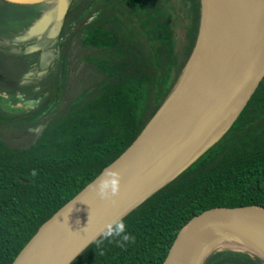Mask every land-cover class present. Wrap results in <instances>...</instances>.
Wrapping results in <instances>:
<instances>
[{"label":"trees","instance_id":"16d2710c","mask_svg":"<svg viewBox=\"0 0 264 264\" xmlns=\"http://www.w3.org/2000/svg\"><path fill=\"white\" fill-rule=\"evenodd\" d=\"M1 1L22 23L15 31L11 23L0 24V37L18 42L19 79L47 70L28 87L21 81L0 87V264H12L176 91L199 40L203 4L65 0L66 16L39 41L24 37L43 15L56 16L60 0ZM35 46L40 50L31 52ZM3 51L11 47L0 49V57ZM44 53L52 59L42 68ZM25 92L31 104L22 108L18 96ZM243 206H264V79L214 147L122 218L134 243L120 247L118 238L101 235L69 264H163L193 217L209 208ZM216 247L195 264H264L247 252Z\"/></svg>","mask_w":264,"mask_h":264},{"label":"water","instance_id":"95a60500","mask_svg":"<svg viewBox=\"0 0 264 264\" xmlns=\"http://www.w3.org/2000/svg\"><path fill=\"white\" fill-rule=\"evenodd\" d=\"M4 1L35 4L41 0ZM249 1L246 32L232 60L226 62L229 67L204 87L180 94L175 91L132 145L103 170L119 172L122 177L117 203L106 204L90 189L99 183L102 172L40 227L12 264H69L102 235L66 263L95 232L126 216L231 130L264 79V0ZM67 11V2L60 0L56 16L52 12L43 15L24 39L40 38L54 20L61 22ZM38 50V46L31 48V52ZM26 80L22 85L29 82ZM170 122L174 125L168 128ZM213 246L244 251L264 261V206L214 207L199 213L180 229L163 264H195Z\"/></svg>","mask_w":264,"mask_h":264},{"label":"bare ground","instance_id":"6f19581e","mask_svg":"<svg viewBox=\"0 0 264 264\" xmlns=\"http://www.w3.org/2000/svg\"><path fill=\"white\" fill-rule=\"evenodd\" d=\"M203 7L199 42L176 90L177 94L215 81L211 77L229 67L226 62L232 60L246 32L250 15L249 0H203ZM173 125L172 122L166 124L168 128Z\"/></svg>","mask_w":264,"mask_h":264},{"label":"rangeland","instance_id":"374dc122","mask_svg":"<svg viewBox=\"0 0 264 264\" xmlns=\"http://www.w3.org/2000/svg\"><path fill=\"white\" fill-rule=\"evenodd\" d=\"M8 15H9V13H7V5H5L4 2H2L0 0V17H1L0 19H3V21L0 20L1 21L0 24H3L2 27L3 26L6 27L5 23H9V24L11 23V28L13 29V31L19 29L21 27V24H22L20 22V20H18L17 17L12 15V14H10L9 16ZM17 45H18V42L17 43H11V41H9L8 39H6L4 37H0V49L4 50L6 47H11L10 52L3 51L2 57H0V78H1L0 87H2V88H9V85L11 83L16 84L19 81H21L20 87L25 88L34 82V79L28 78L27 80H29V82H26L25 85H22L24 83V81H22V79H19V77H18L19 73L22 72L24 66L21 63V55H19L21 52L17 49ZM40 47L42 49L46 48L45 44H40ZM51 59H52L51 53H44L43 58H42L41 67L44 68L46 66V63L48 61H50ZM24 95L25 96H22V95L18 96L19 101H21V103L19 104V107H22V108L27 107L29 104H31L30 97H27V92H25ZM5 100L6 99L2 98V101H5ZM39 129H38V132H40ZM114 220H116V219H114ZM112 222L113 221H111L109 223H112ZM109 223H107V224H109ZM107 224H105V226ZM105 226L103 228H100L97 232H95L89 239H87L83 243V245H81V247H79L75 252H73L70 255V257L66 260V263L71 258H73V256H75L76 253H78L83 247H85L92 240H94L100 233H102L104 230H106ZM99 237H101V235ZM98 238H96L95 240H97ZM93 242H91V243H93ZM216 249H222V247H216Z\"/></svg>","mask_w":264,"mask_h":264},{"label":"clouds","instance_id":"9594fccd","mask_svg":"<svg viewBox=\"0 0 264 264\" xmlns=\"http://www.w3.org/2000/svg\"><path fill=\"white\" fill-rule=\"evenodd\" d=\"M35 174L33 172V175ZM97 180L99 183L95 182L90 185L91 191L95 192L98 198L106 204L115 205L121 191L122 177L119 172L106 170ZM105 228L102 237L104 239L118 238V246L120 247H124L129 242H135V237L127 231V226L122 218L107 224ZM99 243H102V241L98 242V246Z\"/></svg>","mask_w":264,"mask_h":264},{"label":"flooded vegetation","instance_id":"af4514ba","mask_svg":"<svg viewBox=\"0 0 264 264\" xmlns=\"http://www.w3.org/2000/svg\"><path fill=\"white\" fill-rule=\"evenodd\" d=\"M45 33H46V32H45ZM45 33H44V34H45ZM44 34H43V35H44ZM43 35H42V36H43ZM42 36H41L40 38H37V40L41 41ZM39 50H40V47H39ZM39 50H38V51H39ZM30 51H31V50H30ZM44 71H45V70H44ZM42 72H43V71H42ZM29 73H32V75L29 77V78H32V79L42 78V77H44V76L46 75V74H45L44 76L40 77L39 75H40L41 72H40V73H37L36 76L34 75L33 72H28V73H26V74L24 75V81L27 79L26 76H27V74H29Z\"/></svg>","mask_w":264,"mask_h":264}]
</instances>
